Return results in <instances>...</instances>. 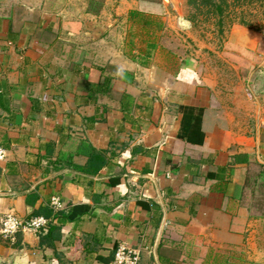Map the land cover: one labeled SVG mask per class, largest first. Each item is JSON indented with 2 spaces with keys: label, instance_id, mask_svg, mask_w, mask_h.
Here are the masks:
<instances>
[{
  "label": "crops",
  "instance_id": "0c3cea01",
  "mask_svg": "<svg viewBox=\"0 0 264 264\" xmlns=\"http://www.w3.org/2000/svg\"><path fill=\"white\" fill-rule=\"evenodd\" d=\"M69 2L0 0V228L49 219L0 232V264H109L121 243L141 264H264V68L223 87Z\"/></svg>",
  "mask_w": 264,
  "mask_h": 264
},
{
  "label": "rangeland",
  "instance_id": "374dc122",
  "mask_svg": "<svg viewBox=\"0 0 264 264\" xmlns=\"http://www.w3.org/2000/svg\"><path fill=\"white\" fill-rule=\"evenodd\" d=\"M69 1L41 0V7L44 10L45 6L47 17L62 15L60 9ZM71 1L82 11L89 9L90 19L108 25L111 30L106 31L107 35L122 49L147 54L149 41H154L153 51H161L169 64L175 63L173 55L192 56L204 68L203 76L223 87L255 82L257 76L251 69L264 68L258 55L264 52V0L231 3L224 14L222 30L218 18L208 13L207 7L198 10L188 0ZM132 10L142 13L133 15Z\"/></svg>",
  "mask_w": 264,
  "mask_h": 264
},
{
  "label": "built area",
  "instance_id": "2783aa9c",
  "mask_svg": "<svg viewBox=\"0 0 264 264\" xmlns=\"http://www.w3.org/2000/svg\"><path fill=\"white\" fill-rule=\"evenodd\" d=\"M5 155V149L0 147V157ZM51 206L55 210L63 208V201L58 196H52ZM49 222V219L43 215L35 216L30 219H22L14 212L6 213L2 220L0 228L1 234L6 238H15L18 231H28L38 233L44 229ZM140 248L132 247L125 243H121L115 250L114 256L109 264H141L140 263Z\"/></svg>",
  "mask_w": 264,
  "mask_h": 264
},
{
  "label": "trees",
  "instance_id": "16d2710c",
  "mask_svg": "<svg viewBox=\"0 0 264 264\" xmlns=\"http://www.w3.org/2000/svg\"><path fill=\"white\" fill-rule=\"evenodd\" d=\"M189 3L194 6L196 9L200 10L202 7H207V12L211 13L212 15L216 16L218 18L217 22L220 25L219 28L221 30L223 29V21H224V14L226 10L228 9V6L231 3L234 4H242V3H248L253 2L255 0H188ZM131 13L134 14H141L142 11L140 10H132ZM156 44L154 41H149V49L148 54L149 55L153 50L155 49Z\"/></svg>",
  "mask_w": 264,
  "mask_h": 264
},
{
  "label": "water",
  "instance_id": "95a60500",
  "mask_svg": "<svg viewBox=\"0 0 264 264\" xmlns=\"http://www.w3.org/2000/svg\"><path fill=\"white\" fill-rule=\"evenodd\" d=\"M2 264H8L7 262H3Z\"/></svg>",
  "mask_w": 264,
  "mask_h": 264
}]
</instances>
